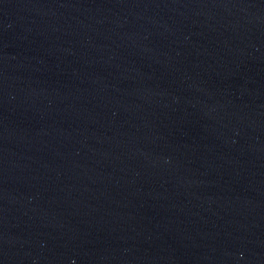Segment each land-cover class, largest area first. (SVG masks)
I'll return each instance as SVG.
<instances>
[{"label":"water","instance_id":"water-1","mask_svg":"<svg viewBox=\"0 0 264 264\" xmlns=\"http://www.w3.org/2000/svg\"><path fill=\"white\" fill-rule=\"evenodd\" d=\"M0 264H264V0H0Z\"/></svg>","mask_w":264,"mask_h":264}]
</instances>
